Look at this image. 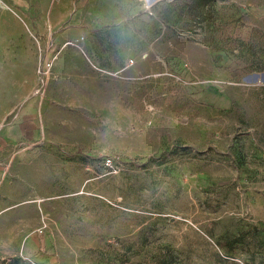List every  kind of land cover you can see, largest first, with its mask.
<instances>
[{
  "label": "rangeland",
  "instance_id": "374dc122",
  "mask_svg": "<svg viewBox=\"0 0 264 264\" xmlns=\"http://www.w3.org/2000/svg\"><path fill=\"white\" fill-rule=\"evenodd\" d=\"M195 2L0 0V264H264V0Z\"/></svg>",
  "mask_w": 264,
  "mask_h": 264
},
{
  "label": "trees",
  "instance_id": "16d2710c",
  "mask_svg": "<svg viewBox=\"0 0 264 264\" xmlns=\"http://www.w3.org/2000/svg\"><path fill=\"white\" fill-rule=\"evenodd\" d=\"M195 1H196L194 3L195 7H199L205 5L209 0H195Z\"/></svg>",
  "mask_w": 264,
  "mask_h": 264
},
{
  "label": "built area",
  "instance_id": "2783aa9c",
  "mask_svg": "<svg viewBox=\"0 0 264 264\" xmlns=\"http://www.w3.org/2000/svg\"><path fill=\"white\" fill-rule=\"evenodd\" d=\"M111 163H112V162H111V159H110V158L107 157V158L104 159V164H105L106 166H111Z\"/></svg>",
  "mask_w": 264,
  "mask_h": 264
},
{
  "label": "crops",
  "instance_id": "0c3cea01",
  "mask_svg": "<svg viewBox=\"0 0 264 264\" xmlns=\"http://www.w3.org/2000/svg\"><path fill=\"white\" fill-rule=\"evenodd\" d=\"M0 8H2V5L0 6Z\"/></svg>",
  "mask_w": 264,
  "mask_h": 264
}]
</instances>
